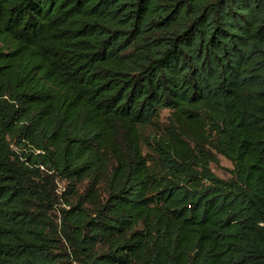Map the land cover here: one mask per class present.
I'll return each mask as SVG.
<instances>
[{
	"label": "trees",
	"instance_id": "16d2710c",
	"mask_svg": "<svg viewBox=\"0 0 264 264\" xmlns=\"http://www.w3.org/2000/svg\"><path fill=\"white\" fill-rule=\"evenodd\" d=\"M0 264H264V0H0Z\"/></svg>",
	"mask_w": 264,
	"mask_h": 264
},
{
	"label": "rangeland",
	"instance_id": "374dc122",
	"mask_svg": "<svg viewBox=\"0 0 264 264\" xmlns=\"http://www.w3.org/2000/svg\"><path fill=\"white\" fill-rule=\"evenodd\" d=\"M168 116V111H164L163 121H165ZM212 169L220 178L227 179L231 177L230 170L233 169V165L224 157L219 156V164H213Z\"/></svg>",
	"mask_w": 264,
	"mask_h": 264
}]
</instances>
